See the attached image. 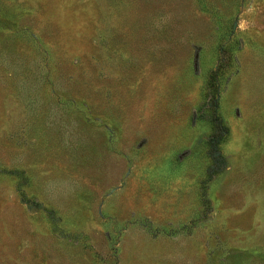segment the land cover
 I'll return each instance as SVG.
<instances>
[{
	"label": "rangeland",
	"instance_id": "obj_1",
	"mask_svg": "<svg viewBox=\"0 0 264 264\" xmlns=\"http://www.w3.org/2000/svg\"><path fill=\"white\" fill-rule=\"evenodd\" d=\"M0 264H264V0H0Z\"/></svg>",
	"mask_w": 264,
	"mask_h": 264
}]
</instances>
